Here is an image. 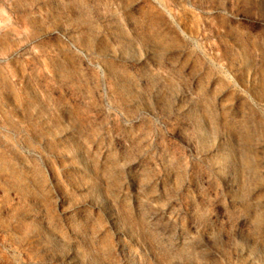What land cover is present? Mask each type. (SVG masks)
I'll use <instances>...</instances> for the list:
<instances>
[{
  "label": "rangeland",
  "instance_id": "rangeland-1",
  "mask_svg": "<svg viewBox=\"0 0 264 264\" xmlns=\"http://www.w3.org/2000/svg\"><path fill=\"white\" fill-rule=\"evenodd\" d=\"M0 264H264V0H0Z\"/></svg>",
  "mask_w": 264,
  "mask_h": 264
}]
</instances>
